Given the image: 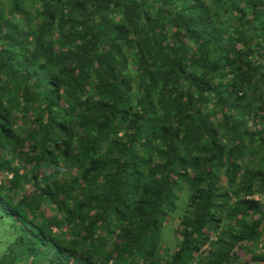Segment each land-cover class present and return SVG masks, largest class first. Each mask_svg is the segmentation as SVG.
I'll return each instance as SVG.
<instances>
[{
  "label": "trees",
  "instance_id": "16d2710c",
  "mask_svg": "<svg viewBox=\"0 0 264 264\" xmlns=\"http://www.w3.org/2000/svg\"><path fill=\"white\" fill-rule=\"evenodd\" d=\"M0 264H264V0H0Z\"/></svg>",
  "mask_w": 264,
  "mask_h": 264
}]
</instances>
